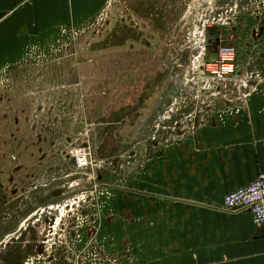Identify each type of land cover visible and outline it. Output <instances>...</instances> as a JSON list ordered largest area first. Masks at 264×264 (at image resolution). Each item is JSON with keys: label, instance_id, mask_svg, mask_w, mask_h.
Returning a JSON list of instances; mask_svg holds the SVG:
<instances>
[{"label": "rangeland", "instance_id": "1", "mask_svg": "<svg viewBox=\"0 0 264 264\" xmlns=\"http://www.w3.org/2000/svg\"><path fill=\"white\" fill-rule=\"evenodd\" d=\"M146 1L105 3L86 26L28 46L0 71V264H65L82 245L91 256L104 177L122 189L129 99L163 93L167 114L172 95L178 115L157 122L191 126L190 111L212 109L205 95H225L201 63L264 29V0ZM82 149L86 167L74 157Z\"/></svg>", "mask_w": 264, "mask_h": 264}, {"label": "crops", "instance_id": "2", "mask_svg": "<svg viewBox=\"0 0 264 264\" xmlns=\"http://www.w3.org/2000/svg\"><path fill=\"white\" fill-rule=\"evenodd\" d=\"M105 3L0 0V71L21 62L28 46L59 37L64 28L86 26ZM262 30L237 38V74L227 85L236 95H227L218 81L225 95H205L212 109L190 111L191 126L157 122L168 101L163 93L129 99L122 189L116 188L118 177L108 174V188L95 197L101 255L115 256L120 264H264V224L250 211L229 213L223 207L228 193L264 174ZM170 97L166 121L178 115ZM137 145L139 153L133 151ZM91 258L85 264H105Z\"/></svg>", "mask_w": 264, "mask_h": 264}, {"label": "built area", "instance_id": "3", "mask_svg": "<svg viewBox=\"0 0 264 264\" xmlns=\"http://www.w3.org/2000/svg\"><path fill=\"white\" fill-rule=\"evenodd\" d=\"M105 1L106 5H108L107 9H109L115 0ZM104 10L105 8L103 7L100 15L104 12ZM237 60V50L230 46H222L216 59L211 61L205 60L200 66L202 67L205 75H208L216 81L223 82L225 86H227L228 82L236 77ZM74 157L76 158L79 166H88V154L85 149L75 151ZM223 207L229 213L245 210L250 211L253 213L256 223L264 224V174L261 173L249 185L228 193L224 197ZM86 249L87 248L82 245V249L78 250L80 253L76 255L73 261L71 262L73 256L69 255L65 257V263L85 264L88 258L92 257L91 259L95 261H104L105 264H120L119 259L115 256L109 257L101 255L97 247H94V253L91 256L86 257L84 255L87 254L85 253Z\"/></svg>", "mask_w": 264, "mask_h": 264}]
</instances>
